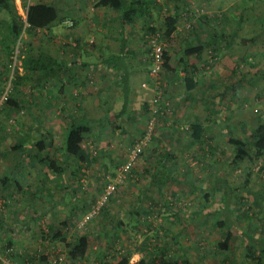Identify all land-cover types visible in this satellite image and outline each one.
<instances>
[{
  "label": "rangeland",
  "instance_id": "rangeland-1",
  "mask_svg": "<svg viewBox=\"0 0 264 264\" xmlns=\"http://www.w3.org/2000/svg\"><path fill=\"white\" fill-rule=\"evenodd\" d=\"M44 1L56 6L58 21L49 29L24 33L22 41L14 47L11 66L6 60L2 62L3 57L0 55V149L4 152L0 156V170L3 177L10 176L13 180L14 176L11 177L10 171L15 168L14 173L23 177L26 185H38V180L45 184L51 178L56 179L50 172L44 173V169L37 175L33 174L32 162L23 158L22 154L27 152L26 147L32 149L40 140V133L47 131L48 117L45 116L49 108L51 107V111L54 107L59 113V104L47 103L44 92L50 88L52 94H59L61 82L58 71L53 75L43 74L18 81L24 72L14 67L15 63L19 65L15 55H20L30 45L36 52L41 51L60 63L64 53L62 42L66 35L64 15L77 17L76 11L64 12L60 8L61 0ZM14 2L18 15L25 21L26 16L20 1ZM175 4L179 9L175 8ZM161 5L164 10H171L179 17L180 33L183 37L189 38L191 43L204 44L203 55L196 63L199 71L196 77L200 84L191 92H184L183 83L177 77L172 80L173 76L163 70L162 78L159 79L162 84L160 103H167L163 110L165 114L160 119L156 117V129L150 141L126 179L116 184V191L112 196L135 197L134 203L133 200L130 202L128 199H121L114 206L119 208V217L128 221L127 214L136 205L137 197L143 195L149 198L141 203V219L155 228L161 227L159 234L168 241L172 240L167 262L162 261L161 264H186V261L189 264H244V251L240 246L243 242L239 231L252 230L257 226L259 237L264 238V161L255 160V151L251 149V130L264 125V0H177V3L175 0H161ZM91 12H85V17L88 15L89 19L93 18V15H89ZM204 17L209 18L206 23L202 22ZM191 28L195 29L193 34L189 32ZM222 32L228 37L217 38ZM142 38L143 48L148 55L152 40L149 36ZM150 65L151 62L149 70ZM3 66L7 67L5 72ZM154 94L155 92L149 93L146 101L141 102L140 108H136L137 117L133 122L120 123L122 133L113 138L104 135V145H109L107 151L111 153L101 154V150L92 141L95 137L93 132L91 137L90 134L86 137L88 151L95 160L90 159L91 163L79 172L80 186L73 188L77 190V196L83 198L85 205L91 198L96 200L100 196L106 183H114L134 142L146 129ZM7 97L21 104L23 108L12 110L6 107L4 101ZM144 104L148 113L143 109ZM51 118L54 120V116ZM207 118L210 122L206 124ZM184 119L186 124L209 125V133L198 142L192 141L185 133H177L179 142L177 139L168 138L174 126L181 125L184 128ZM95 127L96 125L92 130L95 131ZM115 131L116 129L113 130ZM230 137L247 140L249 143L246 151L248 156L241 162L243 168L232 162L237 148L228 144ZM157 138L161 143L157 144ZM63 140L64 137L59 136L57 143H62ZM14 147L19 149L11 150ZM166 149L172 153L173 159L169 164L168 160L165 161L166 167L159 166ZM155 159H159L158 163ZM71 167L76 170L75 165L72 164ZM66 172L63 177L66 184L62 181L59 184L60 189L48 190L51 196L46 198L49 202L44 200L45 195L35 187L24 189L25 194H15L10 186L0 189V264H7L8 261L16 264L18 257L24 261L29 259L34 264H48L49 262L41 260L43 256L49 257L50 262L57 259L61 263H67L66 244L49 239L52 233L49 230L52 211L68 212L71 202L65 201H71L74 196L66 189L67 181L70 184L72 179L71 169ZM248 172L250 178L247 187L241 188ZM216 175L221 176L231 188L237 189L232 213L235 228L229 249L225 251L217 249L216 246L225 238L227 230L217 224L220 220L213 216V207L207 209L204 197L212 192L218 197L222 195V186L215 183ZM254 192L257 195L254 196ZM22 196L28 199V203L21 201ZM59 196H64V202L58 200ZM223 199L221 197V201ZM84 211L85 206L76 211L78 216L81 215V220L86 213ZM104 212L107 213L106 208ZM173 217L179 219L180 223L174 221ZM105 220L102 214L85 227L76 229L88 233L95 230L96 224ZM79 223L80 220L77 222L78 227ZM130 228L128 232L119 233L111 241L115 243V247L130 246L140 257V250L146 247L149 233L139 235L136 232L135 235V229ZM100 235L102 236H93V241L90 242L88 253L91 255H87L90 264H96L91 259H97L103 239L105 242V234L101 232ZM174 238L177 240L174 241ZM7 239H13L12 249L8 251L4 250ZM260 255L264 259V250ZM159 261L160 257H157L156 263Z\"/></svg>",
  "mask_w": 264,
  "mask_h": 264
},
{
  "label": "trees",
  "instance_id": "trees-1",
  "mask_svg": "<svg viewBox=\"0 0 264 264\" xmlns=\"http://www.w3.org/2000/svg\"><path fill=\"white\" fill-rule=\"evenodd\" d=\"M19 1L21 7L24 9L26 16L25 21L20 15H18L14 0H0V55L3 57L2 62L6 60L9 66L13 63L12 58L14 55V47L18 42L22 41V35L24 33L49 29V27L56 23L59 18L56 8L44 0ZM175 3H177V0H175ZM92 7L95 9L108 8L116 11L119 14L118 25L121 35L125 37L127 36L128 30H130L134 24H137V20L142 22L146 36L157 35L158 39L165 44V49L163 51V69L168 71L170 68L169 63L175 60L176 63L182 65L186 71L183 79L186 92H191L199 86L200 82L196 77L199 71L196 67V63L203 55L204 44L190 43V45H188L186 42H183L182 44L180 43V51H172L174 54L169 52L170 42L173 41L181 24L179 17L173 12H169L166 9L164 10V8L155 0H95ZM175 8L179 9V6L175 4ZM185 14L187 15V13ZM207 20H209V18L204 17L202 22L206 23ZM189 32L190 34H193L195 29L191 28ZM220 37L223 39L228 36L223 35L222 32L219 33L217 38ZM124 45L125 39L121 40L122 47L120 49H123ZM27 47L28 48L24 49L20 55H15V59L19 62V65L15 63L14 67L17 69L20 68L24 72V74L18 78V81L23 80V78L27 80L33 76H41L50 73L53 74L55 71H59L60 63L57 59L48 56L41 51L36 52V50L30 45ZM114 64L116 68L120 67L115 61ZM250 66L252 65L250 64ZM6 69L7 67L3 66L4 72ZM4 72L2 73L4 74ZM233 72L234 69H232V73ZM118 80L121 84V90H113L106 95L102 92L99 94L100 107L107 118L114 122L113 125H115V129H119L121 123H119V121L127 119L130 112H132L131 106L127 100L129 79L127 75H124L118 76ZM119 95H121V98L117 104V96ZM4 105L12 110H20L23 108L21 104L10 97L5 99ZM143 109L148 113L146 104H144ZM205 122L206 124L210 122L209 118H207ZM209 129V125L205 126L195 123L190 124L187 131L190 139L194 142H198L207 136ZM233 129L236 130L235 127H233ZM89 130L87 123L72 124L65 131L64 140L61 144L56 143L55 137L57 136L55 134L47 131L40 133L41 138L34 144L32 154V150L29 149L30 153H28V151L27 154H22V157L32 162L35 174L46 169L48 172L56 176V180L59 183L62 181L65 182L63 177L67 173L66 171L70 169V164H73L76 166V170L72 172L73 179L79 183V172L85 169L84 167L88 166V164L91 163V160H95L90 155L86 143V137L89 134ZM251 133L253 135L251 149L255 151L254 159H261V161H264V125H259L256 129H252ZM227 142L232 148H237V151L232 158V162L240 167L243 158L248 156V153L246 152L248 149L247 147H249L248 141H241L234 137H230ZM15 149L19 148L14 147L11 150ZM162 157L161 165L171 158L167 152L163 153ZM241 168H243V166H241ZM13 176V180L7 177L1 178L0 184H2L3 189L10 186L14 192L20 193L26 187V182L23 177H19L17 173ZM215 178V183L222 186L223 201H219L218 196H216L217 194L213 192L212 194H205L204 197H206L208 207H213V216L217 217L218 221L220 220L217 224L227 230L225 238L216 246L217 249L225 251L229 247L230 241L232 240L233 229L235 228L232 213L234 210L237 189H233L226 184L221 176L216 175ZM249 178L250 173L248 172L245 175V180L241 185V188L247 187ZM253 195L255 196L257 193L254 192ZM104 209L105 208L102 209L98 218L101 214H104ZM173 220L180 223L179 219L176 217H173ZM67 223L68 220L64 221L62 224L66 226ZM118 224L120 226L119 228H121L122 221L118 222ZM262 225L264 228V218H262ZM134 229L135 235L136 232L139 235H146V233H149V240L146 241L145 249L141 251V258L134 264H161V262L169 256L171 248V245L169 244L170 241L163 236H159L162 228H155L149 222L138 217L133 222V230ZM120 231H123V229L116 230L115 235L118 236ZM64 233L62 228L58 233H51L49 239H51V241H60L66 244L68 260L65 264H81L85 262L89 251L90 238L87 234H84V232L79 231V233L73 235L68 242L67 236ZM239 233L241 242H243L244 247L246 248L244 251V264H260L257 252L260 254L264 250V238L259 237L258 227L255 226L252 230H241ZM173 240L176 241L177 238H174ZM5 243L4 250L8 251L9 249H12L13 239H7ZM158 243L162 245V248L160 245H157ZM100 249L103 251V248H99V250ZM99 253H102V258L100 259L101 264H130L129 261L132 255V252L125 248H120L116 251L112 250V252L109 251V255H107V252ZM157 257H160L159 263H156ZM41 260L45 263L50 262L49 257L43 256L41 257ZM28 262L33 263L29 259L28 261H24L21 257L16 259V264H26ZM186 264H189V262L186 261Z\"/></svg>",
  "mask_w": 264,
  "mask_h": 264
},
{
  "label": "crops",
  "instance_id": "crops-1",
  "mask_svg": "<svg viewBox=\"0 0 264 264\" xmlns=\"http://www.w3.org/2000/svg\"><path fill=\"white\" fill-rule=\"evenodd\" d=\"M155 1L161 5V0H155ZM94 2L95 0H61L60 2L61 5L60 8H62L64 12H71L74 10L77 12L75 13L77 17H74L73 15H69V16L64 15L65 19L63 21V26L65 27L66 35H65V39L62 42V45L64 46V53L58 71L61 82L60 88L58 90L59 94H54V93L52 94V90L50 88L49 90L44 92V97H45L44 100L47 103H49L50 105L59 104L58 107L59 113L56 112V109L54 107L53 110L50 111L51 109L50 107L49 112L45 117H48V120L46 122L48 125L47 132L53 133L57 136L55 137L56 143L59 136H63V137L65 136V131L72 124L87 123V126L90 129L89 137H91V134L93 132L95 137H93L94 140L92 139V141L95 143L96 147L101 150V154L104 155L106 153H111L107 151V149L109 150L108 148L109 145L108 144L104 145L105 144L103 141L104 135L107 134L113 138V136L118 135V133H122L123 129L119 128L116 129L115 132H113V130L115 129L114 127L115 125H112V123L114 122L107 118V116L100 107V102H99L100 92L106 95L108 92H111L113 90L116 91L121 90L122 88L118 80V76L127 75L129 79L127 100L129 105L131 106L132 112H130V115L127 119L123 121L120 120L119 123L128 121L129 122L128 124H130L131 122H133L135 117H137L136 108H140L141 102L143 100L146 101V97L148 96L149 93L155 92L154 96L157 95L158 89L155 80L150 78V76L148 77L150 53L148 51L149 54L147 55L146 49L143 48L144 43L142 42L143 39L142 37L146 36L143 23L137 20V24H134L132 28L128 30L127 36L126 37L122 36L118 25L119 14L116 11L108 8L95 9L92 7ZM49 4H51L52 6L54 5L52 3ZM89 10L92 11L89 15H93V18L91 19H89L88 15L87 18L85 17L86 15L85 12H88ZM169 12H171V10H169ZM124 39H125V45L123 49H120L122 47L121 40ZM183 42H186L188 45H190L191 43L189 41V38L182 36L179 29L175 34L173 41L170 42L169 52L172 53V51L173 52L180 51V43L182 44ZM114 61L118 63V65L120 66L119 68L115 67ZM169 67H170L169 70L168 71L165 70V71L167 72V74L173 76L172 80L175 77H177L178 80L181 83H183V79L186 74L184 67L182 65L177 64L175 60L169 63ZM51 74L52 73L48 75ZM185 91L186 90L184 89V92ZM120 98L121 95L117 96V104ZM160 105L162 107L163 103H160ZM56 114H58L59 116L58 117L55 116ZM52 116H54L53 118L54 120H52L51 118ZM162 116L164 115H158L157 118L160 119L162 118ZM173 123H175V120L173 121ZM177 124H179V120ZM190 124H194V123L186 124V120H185L184 128H182L181 125H177L179 126L178 127L179 130H178L177 126H174V129H171V131L173 132L168 134L167 137L171 138V140H173V138L174 140L177 139L176 141H178L180 137L177 136V133L179 134L185 133L187 136H189L187 130ZM94 125H96L95 131L92 130V127ZM134 129L136 130V123ZM158 131H161V129H159ZM159 133L156 132V134ZM158 137L160 138V136ZM159 138L156 139L157 144L161 143V140L159 141ZM57 144H61V143H57ZM26 149H27L26 151L28 152L29 149L27 147ZM30 150H32L31 151L32 154L34 147H32V149ZM166 150L163 153L167 152L169 156L172 157V153ZM110 151H112L111 148ZM153 151L155 152V150ZM27 152H23V153L27 154ZM3 154L4 152L0 149V156H2ZM171 159L172 158L168 160L169 161L168 164L171 162ZM158 161L159 159L158 160L155 159V162L158 163ZM158 165L160 166L161 164ZM163 165L165 167L167 166L165 165V163ZM71 166L72 164H70V169L71 172H73L75 169H72ZM14 170L15 168H13L10 171L11 177L14 174H16L14 173L15 172ZM34 170H35L34 166H32L33 174H35ZM1 173L2 172L0 170V179L3 177L2 176L3 174L1 175ZM44 173H48V171L44 169ZM5 177L10 178V176H4L3 178ZM71 177L72 179L70 181V184L67 181L66 189L70 190L71 193L74 194V196H72L71 201H67V202L65 201V203L71 202L72 205H70L71 203L69 204L68 212L52 211L51 219L49 221V230L52 233H58V231H60L63 228V233L65 232L64 234L68 236L67 237L68 242L71 240V237L73 235H77L76 232L79 233L76 227L79 228L77 226V222L79 220L81 222L80 219L81 215L78 216L76 211L85 206L84 213L87 212L89 207L95 200L91 198L89 200V203L85 205L83 198L80 195L77 196V192H76L77 190L76 189L73 190L74 187L80 186L81 181H79L78 183L73 179V175ZM59 184L60 183L57 182L55 178H51L47 180L45 184H43V182L39 180H38V185L36 184L29 185L28 183L29 186L26 185L24 189L26 190L27 188L29 189L32 187L39 189V191H41L43 195H45L44 200L46 202H49L48 198H46V196L47 197L51 196L48 190L60 189L61 187L59 186ZM0 185H1L0 189H3L2 184ZM24 189L19 193V192H14L11 187V190L15 194H21V193L25 194L26 191H24ZM221 197L222 195L218 197L219 201H221ZM21 198H22L21 201L23 203L25 202L28 203V199L26 197L22 196ZM121 199L124 200L128 199L130 200V202H132L131 200H133L132 203H134L135 197L132 198V197H127V195L124 196L120 195L111 198L109 203L105 207L107 213L104 212L103 214L106 220L102 221L100 224H96L94 231L90 230V232L84 233L87 234V236L90 238V242L93 241L92 240L93 236L100 237L102 236L100 235L101 232L105 234L104 237L105 242L103 239V243L101 244L102 245L101 248H103V251L102 249H100L98 253L99 252L108 253L109 251L112 252V250L116 251L121 248V247L120 248L115 247L116 246L115 243L111 241L112 239L117 238V236L115 235L116 230L122 228L124 232L125 231L128 232V230L131 229L130 227L133 228V222L138 217L141 218L142 215L141 203L144 202V199H146L147 201L149 200V198H146L143 195L138 196L136 205L133 207V210L127 214V219H128L127 221L125 219L122 220L123 218L119 217V215L121 214V213L119 214L120 212L119 208L114 206L115 203L119 202ZM58 200L64 202V196L61 197L59 196ZM77 202L80 203V206L79 203ZM122 202L124 201L122 200ZM206 207L207 209L210 208L208 207V203ZM113 215L115 216L118 215V216L114 217ZM109 219H111V221ZM119 219L122 220L121 228H119L120 226L118 224V222H121ZM66 220H68V223L65 226L62 223ZM110 222L111 223L114 222L115 224L114 223L110 224ZM123 231H120V233H122ZM69 235H71V237H69ZM159 236L161 235L159 234ZM169 244L172 245V241H170ZM240 246L243 251L246 250L244 244ZM160 247L162 248V245H160ZM125 249H128V251L130 250L132 252L131 259L129 261L130 264H134L138 260H140L142 255L141 252L139 254L140 255L139 257L135 252L131 250L130 246H127ZM144 249L145 247L143 248V250ZM243 254L245 255L244 252ZM107 255H109V253ZM257 255H259L260 264H264V259L260 258L261 255L259 254V252H257ZM88 256L86 258V261L88 260ZM101 258H102V253L101 254L99 253L97 254V259L92 258L91 261H96V264L99 261V264H101L100 262ZM166 260L167 259H165L164 261L167 262ZM86 261L81 264H90V259L88 260V262ZM65 263L66 262H64L63 264ZM169 263L172 262L170 261ZM244 263H245V259H244Z\"/></svg>",
  "mask_w": 264,
  "mask_h": 264
},
{
  "label": "built area",
  "instance_id": "built-area-1",
  "mask_svg": "<svg viewBox=\"0 0 264 264\" xmlns=\"http://www.w3.org/2000/svg\"><path fill=\"white\" fill-rule=\"evenodd\" d=\"M149 38L152 40L149 46L150 59H151L149 76L155 80L157 89H158V94L153 96L152 98L146 129L144 130V133L141 136H139L134 142L132 149L128 153L125 163L118 170V174L115 178L114 183L110 182L104 185V189L102 193L100 194V196L95 200V202L91 205L88 212H86V214L83 216L80 222L79 228L85 227L86 224H88L89 222H92L95 218L99 216L102 209L105 208L109 200L115 194L116 184H119L126 179V176L129 174V172L133 168L136 161L142 155L155 129L156 117L158 115L165 114L163 110L165 109V106L167 105V103L163 102L162 107L160 105V102L162 101V97H161L162 84L160 80L162 78L161 76L164 70L163 69V63H164L163 51L165 49V44L161 40L158 39L157 35L149 36ZM7 264H15V263L8 261ZM26 264H34V263L28 262ZM48 264H62V263L59 260L54 259Z\"/></svg>",
  "mask_w": 264,
  "mask_h": 264
}]
</instances>
